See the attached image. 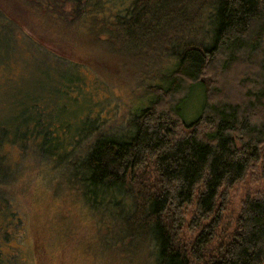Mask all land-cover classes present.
I'll return each mask as SVG.
<instances>
[{
	"label": "trees",
	"instance_id": "obj_1",
	"mask_svg": "<svg viewBox=\"0 0 264 264\" xmlns=\"http://www.w3.org/2000/svg\"><path fill=\"white\" fill-rule=\"evenodd\" d=\"M28 1L33 7L40 0ZM64 1L73 5L70 19L85 16L93 33L115 38L124 59L132 60V38L153 35L163 41L168 72L155 73L159 84L152 85L148 106L137 115L130 112L118 130L97 133L88 117L93 127L77 129L65 150L62 139L36 126L37 148L31 153L49 166L51 193L78 199L98 218L109 212L121 253L132 255V236L149 239L151 264H264V191L247 196L233 228L221 229L230 203L227 190L250 171L264 180V0L43 2L53 10ZM9 24L0 9V31ZM164 24L178 31L155 33ZM233 69H238L234 75L245 72L239 82L243 93L232 91L238 98L225 99L217 91L219 78ZM194 87L203 103L198 116L186 122L181 106ZM17 134L25 144L30 139L26 131ZM10 173L0 168L2 192ZM146 175L149 181L142 182ZM0 200L3 209L12 204V198ZM191 203L196 232L181 246L176 237ZM226 230L209 252L207 239ZM125 241L130 242L121 247Z\"/></svg>",
	"mask_w": 264,
	"mask_h": 264
},
{
	"label": "rangeland",
	"instance_id": "obj_2",
	"mask_svg": "<svg viewBox=\"0 0 264 264\" xmlns=\"http://www.w3.org/2000/svg\"><path fill=\"white\" fill-rule=\"evenodd\" d=\"M43 1L48 0L31 7L28 0H0L10 23L9 29L0 31V168L11 171L0 196L12 198L4 209L0 200V264H151L149 239L132 236V255L121 253L109 212L98 218L78 199L54 196L53 174L31 150L36 152L37 145L32 143L37 125L62 139L66 150L76 131L93 127L85 120L88 117L95 121L97 133L104 134L118 130L130 112L139 114L148 106L152 85L159 84L155 73L168 72L164 43L153 35L132 38V60L124 59L117 40L102 31L93 33L87 17L70 19V2L46 10L50 3ZM174 26L164 24L155 33H168ZM237 70L219 78L223 80L217 91L225 99H237L243 93L239 82L245 72L234 75ZM214 78L218 81L217 75ZM202 103L194 87L181 106L186 122L198 116ZM24 131L30 138L26 144L17 138ZM148 181L146 175L142 182ZM263 191L264 180L257 171H250L243 182L227 190L230 203L221 229L227 224L232 229L240 203ZM194 210V204L184 208L186 225L176 237L181 246L196 232L192 230ZM228 230L207 239L209 252L215 251Z\"/></svg>",
	"mask_w": 264,
	"mask_h": 264
},
{
	"label": "bare ground",
	"instance_id": "obj_3",
	"mask_svg": "<svg viewBox=\"0 0 264 264\" xmlns=\"http://www.w3.org/2000/svg\"><path fill=\"white\" fill-rule=\"evenodd\" d=\"M202 229V228H201Z\"/></svg>",
	"mask_w": 264,
	"mask_h": 264
}]
</instances>
